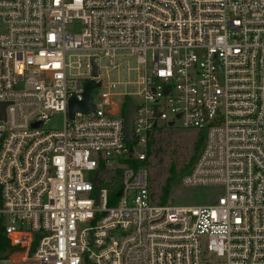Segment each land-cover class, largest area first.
I'll return each mask as SVG.
<instances>
[{
    "label": "built area",
    "instance_id": "obj_1",
    "mask_svg": "<svg viewBox=\"0 0 264 264\" xmlns=\"http://www.w3.org/2000/svg\"><path fill=\"white\" fill-rule=\"evenodd\" d=\"M74 50L89 52L83 79L68 73ZM122 50L137 57L132 90L92 88L94 109L70 117L85 83L102 85L90 58L99 71ZM1 104L0 260L264 264V0H0ZM176 123L201 135L180 180L223 186L215 204L152 200L148 141Z\"/></svg>",
    "mask_w": 264,
    "mask_h": 264
},
{
    "label": "rangeland",
    "instance_id": "obj_2",
    "mask_svg": "<svg viewBox=\"0 0 264 264\" xmlns=\"http://www.w3.org/2000/svg\"><path fill=\"white\" fill-rule=\"evenodd\" d=\"M66 29L78 32L82 29V24L79 20H73L66 25ZM87 53L89 52L85 50L67 52L66 63L69 65L68 73L71 77L83 79L87 76L89 71L86 67L88 58L85 54ZM98 66L102 85L92 89L94 100L98 98L101 91L106 89L108 83H115L110 89L112 92L122 93L132 90L127 82L134 79L135 69L138 66L135 55L129 54L127 50L118 51L114 57L102 55L98 59ZM122 99L123 97H118L115 100ZM60 120L61 114L54 115L49 126L59 125ZM154 135L155 142L146 161L153 202L176 205L215 204L224 193L223 186L184 185L180 180L189 170L191 159H195L193 157L198 153L196 149L199 141L201 142V135L194 129L180 128L179 123L173 127L160 128L154 132ZM166 184H169V190L167 194H164ZM0 264H8V259H1Z\"/></svg>",
    "mask_w": 264,
    "mask_h": 264
},
{
    "label": "water",
    "instance_id": "obj_3",
    "mask_svg": "<svg viewBox=\"0 0 264 264\" xmlns=\"http://www.w3.org/2000/svg\"><path fill=\"white\" fill-rule=\"evenodd\" d=\"M91 63V73L90 75L92 77H96L98 74L97 71V64L94 60V57L90 58ZM98 82H96L93 78L89 79L85 85H84V91H83V99L81 101H78L74 98H71L68 102V114L70 117L73 116L74 112L80 111L85 112L87 110L94 109V104L92 103L91 97H90V91L92 88L98 86ZM125 105L126 109L124 112L123 117V124H124V133H123V139L125 142H133L136 140L135 136L131 133V126H132V115L134 113V106L131 103V100L129 97L125 99ZM0 115L3 116V105H0ZM172 125V123H170ZM96 187H98V183H96ZM96 204H98V192H96Z\"/></svg>",
    "mask_w": 264,
    "mask_h": 264
},
{
    "label": "trees",
    "instance_id": "obj_4",
    "mask_svg": "<svg viewBox=\"0 0 264 264\" xmlns=\"http://www.w3.org/2000/svg\"><path fill=\"white\" fill-rule=\"evenodd\" d=\"M156 131H158V129H155L154 130V132H156ZM154 132H153V134L150 136V139H149V141H148V152H147V156H148V154H150V152L152 151V145L154 144V142H155V138H154ZM200 146H201V142L199 141V143H198V147H197V149H196V152H198V150H200L199 148H200ZM195 157H196V155H195ZM195 157H193V158H195ZM193 162H194V159H191V162L189 163V167H188V169H190V167L192 166V164H193ZM172 172H173V170H172ZM112 180H113V178H112ZM117 180H114V183L112 184V185H110L111 186V195H114V193H115V191L117 190ZM169 185V184H168ZM168 185L166 184V186H165V189H164V194H167L168 193V190H169V188H168ZM112 203V201H111V199L109 200V204H111ZM8 248H9V245H8V242H7V240L5 239V237L1 234V232H0V255H2V254H6V252H7V250H8Z\"/></svg>",
    "mask_w": 264,
    "mask_h": 264
}]
</instances>
